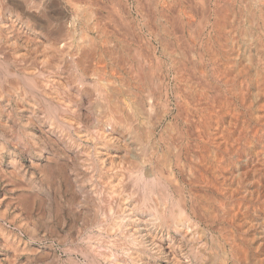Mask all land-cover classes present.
<instances>
[{"label": "rangeland", "instance_id": "374dc122", "mask_svg": "<svg viewBox=\"0 0 264 264\" xmlns=\"http://www.w3.org/2000/svg\"><path fill=\"white\" fill-rule=\"evenodd\" d=\"M0 48V76L1 78L4 76L2 82L8 84L10 78L17 79L20 86L25 89L24 98L19 97L20 101L17 103H22L21 105L26 107L30 96L33 95L37 103L40 102V106H44L42 109L43 107L41 108L38 103L34 105L32 113L28 114L24 107L17 110L20 105L15 106L16 101L11 98L4 99L8 104L4 101L6 104H3V108H5L0 111V264H132L131 258L136 259L137 255L140 258L134 264L138 262L142 264L143 260L148 261L149 264H164L166 260L168 264H178L166 259L160 253L153 252L155 248L152 242L148 241L149 237L147 240L146 232L143 238L148 249L145 252L133 248L131 244L127 245L126 237L121 239L123 235H120L121 232L117 229L115 231L114 220L110 218L109 207L113 211L114 203L106 207L105 203L103 205V202H99L96 198L98 194L95 196L92 194L94 188L97 191L101 190L99 194L106 191V187L108 188L106 181L109 177V173L100 168L98 170L93 165L94 142L78 140L72 128L66 127L64 133L57 128H47V122H43L46 118H39L50 113L56 121H60L58 113L61 111V114L66 112L75 123H78L77 128L85 127L84 132L89 131L90 136L95 132L92 137H95L99 131L117 132V135H123L120 136V141H114L113 146L110 147V151L119 153L122 160L119 162V159H115L113 166L125 164L124 167L130 169V163L128 164L122 156L125 154L127 161L140 160V163L144 164V173L152 174L154 169L148 159L151 158L150 154L153 150H156L154 164H157V168L161 167L164 176L170 177L169 173H171V178L165 180L166 177H162L164 179L162 182L167 183L169 179L171 181L173 179L174 184L181 185L184 191L182 195L188 200L187 208L191 205L189 192L193 193L191 196L196 202L194 204L195 209L197 208L196 215L203 214L205 217L203 220L202 215L201 218L199 216L191 218L196 224L195 228L197 227L193 242H199L205 256L204 259L195 261L188 252L191 244L183 239L180 241L182 247L180 246L177 251L184 263L264 264V0H0ZM17 51H19L17 61L10 60L8 55L18 54ZM73 61L76 62L73 64ZM29 65L34 67L32 71L36 69L37 71H33L32 80L30 78L26 81L25 73L22 72L28 69ZM11 72L13 75H10ZM33 79L38 82L42 80L41 82L45 84L44 91L51 96L54 94L59 98L71 96L70 99L77 104L75 113L71 114L68 110L67 112L63 105V109H60L55 97L49 100L39 90L31 87L30 83ZM86 88L87 93L84 90ZM94 88L98 92H92ZM80 91L86 93L84 94L86 97L81 95ZM87 94L92 95L89 97ZM87 100L90 103H87ZM113 103H115L114 108ZM209 103L214 105L211 106ZM180 104L183 106L181 112L186 114L187 119L181 118L184 116H181L183 114L178 110L182 107ZM194 106L197 107L193 109ZM105 112L114 113L113 115L118 112L114 117L119 116L118 119L122 121L117 119L114 123H127L129 127L126 126L125 129V124L122 123L108 126V116H106L108 114ZM200 113L205 116L209 114L207 117L203 116L206 118L204 119ZM28 116L33 119L29 120ZM199 116L200 119L203 118L202 122ZM25 120H29L28 123ZM112 127L115 129L112 130ZM127 127L136 135L127 130ZM57 130L59 133L56 132ZM65 132L68 139H66L67 135H62ZM57 133L59 136H55ZM190 135H194L195 138ZM170 138L174 139L173 142ZM220 138H224L225 141ZM73 142L72 146L69 145ZM149 142L155 145L151 146ZM203 144H207L208 147ZM75 146H78L76 147L78 151L75 150ZM140 146L151 149L148 148L146 154H140L138 151ZM82 147H86L87 152H84ZM178 148L179 155H177L179 152L175 153ZM161 149L164 152H159ZM171 149L174 151L171 152ZM163 156H166L165 160H161ZM143 157H146L145 160ZM205 161L207 164H212L207 165ZM167 162H170L169 166L166 165ZM190 164L192 165L189 166ZM13 169L16 171L13 172ZM148 170L151 172L149 173ZM177 170H180L181 174ZM125 172L124 176L127 177L124 178H128V173L131 175L134 173L131 169ZM2 173H6L8 178ZM84 177H87V180ZM185 177L189 181L186 182ZM125 180L127 179H124V182ZM128 184L123 188V191L127 192L125 194H128L129 190L134 192L136 187H140L134 193L135 197L137 193L139 194L137 198L140 197L141 184L134 185L133 188L131 182ZM216 187L222 188L225 192L224 198L218 195L214 189ZM189 188L196 190L188 191ZM227 188L230 189L228 192ZM85 189L87 191L84 192ZM217 198L218 200L221 198L220 201L229 198V201L225 200L223 201L225 204H221ZM237 203L240 209L238 211L235 208ZM103 206L104 214L101 213L100 208H104ZM188 211L191 213V209ZM145 212L147 211L141 215L151 223L152 219L149 218L151 216H146L148 213ZM101 216L104 217H102L104 221ZM99 218L102 221L97 222ZM150 223L147 228L159 232L164 237L168 233L174 234L173 231L167 232L165 228H158L155 224L152 225L153 222ZM235 226H238V229ZM114 235H116L115 239ZM117 238H120L121 242L125 240L122 245H126L129 252L124 250L126 248L121 247L122 245L118 244L119 247L116 244L115 247L110 244L118 240ZM213 249L216 251L214 252ZM125 251L126 254L129 253L127 256ZM183 255L185 257H182ZM113 258L120 262H114ZM161 260L163 263L160 262Z\"/></svg>", "mask_w": 264, "mask_h": 264}, {"label": "bare ground", "instance_id": "6f19581e", "mask_svg": "<svg viewBox=\"0 0 264 264\" xmlns=\"http://www.w3.org/2000/svg\"><path fill=\"white\" fill-rule=\"evenodd\" d=\"M27 3V2H26ZM37 3V2H36ZM32 4H33V2H32ZM35 6V5H34ZM31 7V6H30ZM28 10V9H27ZM27 14V13H26ZM5 22V21H4ZM3 23V22H2ZM6 23H8V22H6ZM6 23H4V24H6ZM10 23V22H9ZM11 24H12V22H11ZM13 25V24H12ZM58 26V25H57ZM11 28L13 29V27L11 26ZM10 28V29H11ZM3 29V28H2ZM6 30V29H5ZM17 30V29H16ZM19 30V29H18ZM17 30V31H18ZM13 31V30H12ZM58 31V30H57ZM64 31V30H63ZM63 34H61V36H62ZM221 35V34H220ZM8 40V39H7ZM11 41H12V39H10ZM62 40V39H61ZM60 40V41H61ZM11 41H10V43H11ZM9 42V41H8ZM13 42V41H12ZM66 44V43H65ZM7 46V45H6ZM11 46H13V47H15L14 45H11ZM65 46V45H64ZM10 47V46H9ZM11 48V47H10ZM66 48V47H65ZM1 49V48H0ZM55 49V48H54ZM19 50V49H18ZM2 51V50H1ZM19 51H17V53H18ZM21 52V51H20ZM59 52H60V50H59ZM62 52V51H61ZM14 53H16V52H14ZM23 53V52H22ZM55 53V52H54ZM11 54V53H10ZM60 54V53H59ZM6 55V54H5ZM12 55V54H11ZM11 55H8L9 57H10V60L11 59H14V60H16L17 61V56L19 55V53L18 54H14V55H12V58H11ZM23 55V54H22ZM3 56V55H2ZM54 56V55H53ZM214 56V55H213ZM216 56V55H215ZM171 57V56H170ZM26 58V57H25ZM173 58V57H172ZM202 58V57H201ZM213 58V57H212ZM20 59V58H19ZM67 59V58H66ZM13 60V61H14ZM54 60V59H53ZM45 61V60H44ZM56 61V60H55ZM156 61V60H155ZM23 62V61H22ZM74 62H76V61H73V64H74ZM60 63V62H59ZM144 63V62H143ZM173 63V62H172ZM20 64V63H19ZM23 64H24V62H23ZM52 65V64H51ZM55 65V64H54ZM171 65V64H170ZM59 66V65H58ZM75 66V65H74ZM25 67V66H24ZM29 67H33L32 65H29ZM28 67V69H25V70H23V68H22V70L24 71V72H22V73H25V80L27 81V80H30V78H31V80H32V78H33V71H32V69H34V67L33 68H29ZM56 67H57V64H56ZM157 67V66H156ZM169 67V66H168ZM26 68H27V66H26ZM62 69V68H61ZM63 70V69H62ZM65 70V69H64ZM173 70V69H172ZM177 70V69H176ZM35 71H37V69L35 70ZM34 71V72H35ZM42 72V71H41ZM7 73V72H6ZM12 73V72H11ZM68 73V72H67ZM73 74V73H72ZM80 74V73H79ZM178 74V73H177ZM1 75V74H0ZM7 75H9L8 73H7ZM10 75H13V73L12 74H10ZM16 76H17V74H15ZM40 75V74H39ZM49 75V74H48ZM58 75V74H57ZM38 76V75H37ZM41 76V75H40ZM44 76V75H43ZM7 77V76H6ZM13 77V76H12ZM49 77V76H48ZM57 77V76H56ZM72 77V76H71ZM4 78V76L1 78V76H0V111L2 110V109H4L3 108V104H6L5 102H7V101H5L4 99H6V100H10L11 98H14V100L16 101L15 102V106H17V104L19 103L18 101H20L19 100V97H21V98H24V96H23V94L25 93V89L23 88V87H21L20 86V82H19V80H15L14 78V80H11L12 78H10V81L8 82V80H7V82H8V84H6V83H4V82H2V79ZM9 78V77H8ZM47 78V77H46ZM160 78V77H159ZM51 79H53V78H51ZM55 79V78H54ZM78 79V78H77ZM157 79V78H156ZM175 79L177 80V78L175 77ZM5 80V79H4ZM36 80V79H35ZM34 79H33V82H31L30 83V86L31 87H34V89H36V90H39L41 93H42V95L44 96V97H46V98H49V100H50V98H52V99H54V97H55V99L57 100H55L56 101V103L60 106L59 108L60 109H63L62 108V105L65 107V109L64 110H68L69 112H71V114H73V113H75L74 111H75V109H76V105L77 104H75L71 99H70V97L69 98H59V96L57 97L54 93V96L52 95H50V94H48L47 92H45L44 91V87L45 86H43V85H45V84H43L41 81L42 80H39V82L38 81H35ZM38 80V79H37ZM57 80V79H56ZM69 80V79H68ZM53 81V80H52ZM75 81H77V80H75ZM80 81V80H79ZM82 81V80H81ZM80 81V82H81ZM30 81H28V83H29ZM44 82V81H43ZM54 82H55V80H54ZM88 82V81H87ZM178 82H180V81H178ZM33 83V84H32ZM45 83H46V80H45ZM48 83V82H47ZM77 84H79V83H77ZM82 84V83H81ZM95 84H96V82H95ZM95 84H94V86H95ZM177 84H179V83H177ZM185 84V83H184ZM48 85V84H47ZM55 85V84H54ZM63 85V84H62ZM61 86V85H60ZM82 86V85H81ZM99 86V85H98ZM98 86H97V88H98ZM178 86V85H177ZM176 86V87H177ZM184 86V85H183ZM182 86V87H183ZM25 87V86H24ZM64 87V86H63ZM91 87H93V85L91 86ZM46 88H47V86H46ZM79 88V87H78ZM84 88V87H83ZM82 88V89H83ZM189 88V87H188ZM67 89H69V88H67ZM73 89V88H72ZM80 89V88H79ZM159 89H160V87H159ZM191 89V88H190ZM49 90V89H48ZM81 90V89H80ZM84 90H86V93H87V88L86 89H84ZM99 90H100V88H99ZM47 91V90H46ZM54 91V90H53ZM70 91V90H69ZM89 91V90H88ZM96 91L98 92V90L97 89H95L94 88V90L92 91V92H94V93H96ZM177 91H178V89H177ZM182 91V90H181ZM85 92V91H84ZM90 92H91V90H90ZM77 93V92H76ZM80 93H81V95L83 94V96H84V94H86V93H82V91H80ZM93 93V94H94ZM147 93V92H146ZM189 93H191V92H189ZM28 94V93H27ZM33 94V93H32ZM60 94V93H59ZM66 94H67V92H66ZM88 94H89V92H88ZM87 94V95H88ZM150 94V93H149ZM217 94H218V92H217ZM35 95V94H34ZM77 95V94H76ZM90 95H92V94H90ZM90 95H88L89 97H91ZM165 95H166V93H165ZM184 95V94H183ZM190 95H192V94H190ZM200 95V94H199ZM29 96V95H28ZM64 96V95H63ZM215 96V95H214ZM84 97H86V96H84ZM89 97H88V99H89ZM95 97V96H94ZM149 97V96H148ZM79 98V97H78ZM82 98V97H81ZM104 98V97H103ZM220 98V97H219ZM218 98V99H219ZM87 99V98H86ZM94 99V98H93ZM149 99V98H148ZM204 99V98H203ZM214 99V98H213ZM22 100V99H21ZM25 100H27V98H25ZM44 100V99H43ZM95 100V99H94ZM188 100V99H187ZM187 100H185V101H187ZM199 101L201 100V99H198ZM5 101V102H4ZM28 101V100H27ZM30 101V102H29ZM29 101H28V106H26V107H24V105L22 106L21 104H18V105H20L19 107H17V110H21V108L22 107H24V108H26V111L28 112V114H29V112H31L32 113V109H34V107L36 106V105H38V103H39V106H40V102H38L37 103V99H35V96H33V95H31L30 96V99H29ZM88 101V100H87ZM98 102H99V100H97ZM97 101H96V103H97ZM101 101V100H100ZM191 101V100H190ZM208 101V100H207ZM211 101V100H210ZM213 102H214V100H212ZM211 101V102H212ZM217 101V100H216ZM215 101V102H216ZM4 102V103H3ZM13 102V101H12ZM18 102V103H17ZM24 102V101H23ZM86 102V101H85ZM55 103V104H56ZM87 103H90V101H88ZM107 103V102H106ZM7 104H8V102H7ZM92 104V103H91ZM90 104V105H91ZM108 104V103H107ZM114 104L115 103H113V108H114ZM178 104V103H177ZM185 104H187L188 105V103H185ZM190 104V103H189ZM195 104V103H194ZM201 104V103H200ZM210 104V103H209ZM221 104V103H220ZM35 105V106H34ZM52 105V104H51ZM181 105V104H180ZM199 105V104H198ZM197 105V106H198ZM202 105V104H201ZM211 106H213L214 104L212 103V104H210ZM78 106H79V102H78ZM89 106V105H88ZM94 106H96V105H94ZM93 106V107H94ZM182 106V105H181ZM185 106V105H184ZM197 106H194V107H192L193 109L195 108V107H197ZM204 106H205V104H204ZM204 106H202V107H204ZM208 106V105H207ZM38 107V106H37ZM42 109H44V106H40ZM46 107V106H45ZM56 107V106H55ZM87 107V106H86ZM90 107V106H89ZM110 107H111V105H110ZM201 107V108H202ZM209 107V106H208ZM16 108V107H15ZM19 108V109H18ZM58 108V109H59ZM78 109H80V107H77ZM91 108V107H90ZM95 108H97V107H95ZM113 108H112V110H113ZM182 108H183V106L182 107H180L178 110H180V112H181V110H182ZM56 109V108H55ZM59 109V110H60ZM77 109V110H78ZM87 109H89V108H87ZM102 109V108H101ZM104 109V108H103ZM109 109V108H108ZM122 109V108H121ZM189 109V108H188ZM198 109V108H197ZM6 110V109H5ZM5 110H4V112H5ZM37 110V109H36ZM39 110H41V109H39ZM45 110H46V108H45ZM85 110H86V108H85ZM184 110V109H183ZM186 110H187V108H186ZM201 110V109H200ZM3 111V110H2ZM25 111V110H24ZM67 111V112H68ZM103 111V110H102ZM105 111V110H104ZM168 111V110H167ZM210 111V110H209ZM7 112V111H6ZM41 112V111H40ZM51 112V111H50ZM59 112V111H58ZM73 112V113H72ZM90 112H91V110H90ZM108 112V111H107ZM107 112H105V114L107 113ZM130 112H132V111H130ZM199 112V111H198ZM204 112V111H203ZM203 112H201V113H203ZM1 113V112H0ZM52 113V112H51ZM60 113V112H59ZM59 113H58V118H59V120L60 121H56L55 120V118L49 113H46L47 114V116H39V118L40 117H43V119L44 118H46V120H44L43 121V119H41L43 122H47V128H57V129H60L63 133H64V129L67 127V129H69V128H72V131H74V133H75V135H76V138H78V140H91L92 142H94V147L92 146V148H94V157H95V162H94V160L92 161V162H94V167L95 168H98V170H99V168L101 169V170H104V171H106L107 173H109V177L106 175V178L108 177V181H106L107 182V185H108V188L106 187V191H104V192H102V194H99V193H101L100 191L101 190H95L96 188H94V187H92V188H94V189H92V190H94L93 192H92V190H91V192H92V194L95 196V195H99V196H97L96 198L98 199V201L100 202H103V205H104V203H105V205L104 206H106V205H110V204H112V203H114V207H113V211H111V208L109 207V210H110V213H111V216H110V218H112V220H114L113 221V223H114V226L116 227L115 228V231H116V229L118 230V231H120L121 233H119L120 235H123L122 237H121V239L122 238H124L125 239V237L128 239V242H127V245H130L131 244V246H133V248H136V249H138V250H140V251H143V252H145L148 248L146 247V244H145V242H146V240H144V238H143V236H144V232H146L145 234H146V236H147V240H148V237H149V242L151 241L152 242V245H153V247L156 249H154L153 250V252H155V253H157V254H162V255H164L165 256V258L166 259H169V260H172V262L174 261L175 263H178V264H186V263H184V261H182V259H181V257H180V255L178 254V251L177 250H179L180 249V246H181V240H183V239H186L185 241H188L191 245H190V247H189V249H188V252L190 253V255L193 257V259H195V261L196 260H198V259H204L203 258V256H205L203 253H204V251H201V247H200V244H199V242H193L194 241V234L196 233L195 231H196V229H197V227L195 228V222L194 221H192V217L193 218H198V216L196 215V209H195V207H194V204H196V202L194 201L195 199H193V196H191V195H193V193L192 192H189V195H190V198H189V202L191 203V205H190V207H188L187 208V206H188V200L182 195V194H184L183 192V189H182V187H181V185H177V184H174L172 181H173V179H172V181H171V179H169V181H167V183L166 182H162V181H164V179L162 178V177H166V176H164L163 175V173L161 172V167H159V168H157V164H154V162L156 163V158H155V152H156V150H153V153L152 154H150L151 153V151H147V152H150L149 154L151 155V158L150 159H146V161H148L150 164H151V166H153V168L152 169H154V171H153V173L152 174H148L147 172V174L148 175H146L145 173H144V168H143V165L140 163L141 161L139 160V162L138 161H135V160H131V159H129L128 161H127V159H126V155L125 154H123L122 156H124V160L126 161V162H128V164H129V166L131 165V167H130V169H131V171H133L134 173L131 175V174H127V175H129L128 176V178H124V177H127V176H124V174L126 173L125 171H130V169H129V167L127 168L126 166L124 167V165H118V166H113V163H114V161H116L115 159H119V162H121L122 160H121V156L119 155V153H117V152H111L110 151V147H111V145L113 146V142L114 141H120L121 140V137L120 136H123V135H121V134H118L119 135V137H118V135L116 134V133H113V132H109V133H106L105 131L103 132V131H99V129L101 128H99L97 131H99V133L98 134H96L95 135V137H92L94 134H95V132H92V134H91V136L89 135V131H88V133L87 132H84V129H85V127H84V129H79V128H81V127H79V128H77L79 125H78V123H75L74 121H73V118L70 116V115H68L66 112L65 113H63V114H61L62 113V111H61V113H60V115H59ZM85 113H89V112H85ZM113 113V112H112ZM118 113V112H117ZM117 113H115V115L117 114ZM185 113V112H184ZM200 113V114H201ZM26 114V113H25ZM36 114V113H35ZM34 114V115H35ZM41 114H43V113H41ZM45 114V115H46ZM97 114V113H96ZM108 114V113H107ZM114 114V113H113ZM113 114H111L110 112H109V114L108 115H106V116H108V120L106 119V117H105V119L107 120V123L109 124L108 126H112V124H116V123H114L115 122V120L117 121V119H118V117L119 116H117L116 118L114 117L115 115H113ZM131 114V113H130ZM181 114H183L182 112H181ZM199 114V115H200ZM207 114H209V113H207ZM207 114H206V116L205 115H203V114H201L202 115V117L203 116H205V117H207ZM24 115V114H23ZM38 115V114H37ZM75 115V114H74ZM112 115H113V117H112ZM118 115V114H117ZM132 115V114H131ZM178 115V114H177ZM188 115H189V113H188ZM78 116V115H77ZM80 116V115H79ZM94 116H95V114H94ZM181 116H184V117H181V118H183V119H187V117L185 118V116H186V114H183V115H181ZM192 116V115H191ZM190 116V117H191ZM122 117V116H121ZM200 117L201 116H199V119H200ZM205 117H203L204 119H206ZM30 118H32V117H30ZM29 118V116H28V119L29 120H32V119H30ZM92 118V117H91ZM115 118V119H114ZM125 118V117H124ZM133 118V117H132ZM203 118H201L200 120H201V122L203 121ZM213 118V117H212ZM26 119V118H25ZM36 119V118H35ZM93 119V118H92ZM102 119V118H101ZM134 119V118H133ZM175 119V118H174ZM193 119V118H192ZM208 119V118H207ZM29 120H25L27 123H28V121ZM119 121L121 120V119H118ZM123 120H125V119H123ZM130 120V119H129ZM132 120V119H131ZM189 120V119H188ZM25 121H23V122H25ZM37 122H38V120H36ZM105 121V120H104ZM122 121V120H121ZM158 121V120H157ZM190 121V120H189ZM25 122V123H26ZM34 122H35V120H34ZM57 122H61L60 124L59 123H57ZM183 122H185V121H183ZM80 123V122H79ZM106 123V122H105ZM107 123H106V125L105 126H107ZM119 123H122V122H119ZM119 123H117V124H119ZM133 123V122H132ZM131 123V124H132ZM150 123V122H149ZM174 123V122H173ZM194 123V122H193ZM39 124H41L40 122H39ZM43 124V123H42ZM46 124V123H45ZM77 126H76V125ZM122 124H125V129H126V126H128L129 127V125H127V123H122ZM122 124H120V125H122ZM130 124V123H129ZM130 124V125H131ZM153 124V123H152ZM175 124V123H174ZM190 124V123H189ZM206 124V123H205ZM209 124V123H208ZM215 124V123H214ZM221 124V123H220ZM29 125V124H28ZM31 125H32V123H31ZM119 125V126H120ZM192 125V124H191ZM194 125V124H193ZM198 125V124H197ZM209 125H212L211 123L209 124ZM43 126V125H42ZM81 126V125H80ZM146 126H147V124H146ZM203 126H205V125H203ZM222 126V125H221ZM115 127V126H114ZM117 127V126H116ZM122 127H124V126H122ZM128 127H127V130H129L128 129ZM132 127V126H131ZM130 127V128H131ZM151 127V126H150ZM193 127H195V126H193ZM197 127V126H196ZM195 127V128H196ZM218 127H220V126H218ZM41 128V127H40ZM43 128H44V126H43ZM46 128V129H47ZM106 128V127H105ZM110 128V127H109ZM120 128V127H119ZM118 128V129H119ZM176 128V127H175ZM216 128V127H215ZM102 129V128H101ZM108 129V128H107ZM106 129V130H107ZM112 130H114L115 128H111ZM110 129V130H111ZM124 129V128H123ZM151 129V128H150ZM180 129V128H179ZM191 129V128H190ZM198 129V128H197ZM217 129V128H216ZM221 129V128H220ZM223 129V128H222ZM45 130V129H44ZM52 131L54 130V129H51ZM83 130V131H82ZM105 130V129H104ZM111 130V131H112ZM120 130V129H119ZM133 130H135L134 128H133ZM164 130V129H163ZM177 130V129H176ZM183 130V129H182ZM195 130V129H194ZM46 131V130H45ZM49 131H50V129H49ZM85 131H87V130H85ZM117 131V130H116ZM120 131H122V129L120 130ZM129 131H131V130H129ZM129 131L127 132V133H129ZM148 131H151V130H148ZM188 131V130H187ZM212 131V130H211ZM54 132H55V130H54ZM54 132H52V133H54ZM56 132H58V130L56 131ZM66 132H67V130H66ZM65 132V134H62V135H67V133ZM107 132H108V130H107ZM125 131H123V133H124ZM133 134H134V136L136 135L135 134V132H133V131H131ZM185 132H186V130H185ZM214 132V131H213ZM51 133V134H52ZM59 133V132H58ZM58 133L57 134H55V136L56 135H58ZM119 133V132H118ZM156 133V132H155ZM165 133V132H164ZM223 133V132H222ZM140 134V133H139ZM150 134V133H149ZM148 134V135H149ZM170 134H172V133H170ZM184 134V133H183ZM192 134V133H191ZM209 134V133H208ZM208 134H206V135H208ZM221 134V133H220ZM223 134H225V133H223ZM10 135V134H9ZM132 135V134H131ZM130 135V136H131ZM151 135V134H150ZM173 135H176V134H173ZM186 135V134H185ZM211 135H212V133H211ZM210 135V136H211ZM59 136V135H58ZM60 136H61V134H60ZM64 136V137H65ZM177 136V135H176ZM175 136V137H176ZM181 136V135H180ZM179 136V137H180ZM190 136H193L194 137V135H190ZM196 136H197V134H196ZM215 136V135H214ZM218 136V135H217ZM223 136V135H222ZM221 136V137H222ZM227 136V135H226ZM133 137V136H132ZM149 137V136H148ZM147 137V138H148ZM189 137V136H188ZM207 137V136H206ZM58 138V137H57ZM69 137H68V135H67V138L66 139H68ZM124 138V137H123ZM146 138V139H147ZM158 138V137H157ZM169 138V137H168ZM184 139H185V137H183ZM195 138V137H194ZM212 138V137H211ZM217 138H219V137H217ZM127 139V138H126ZM133 139V138H132ZM143 139H144V137H143ZM149 139V138H148ZM171 139V141L172 140H174L173 138H170ZM179 139V138H178ZM181 139V138H180ZM221 139V138H220ZM222 139H224V138H222ZM221 139V140H222ZM226 139H228V138H226ZM33 140V139H32ZM59 140H60V138H59ZM64 140V139H63ZM62 140V141H63ZM71 140V139H70ZM70 140H67V141H69L70 142ZM72 140H73V138H72ZM137 140V139H136ZM160 140V139H159ZM210 140V139H209ZM221 140H219V141H221ZM61 141V142H62ZM147 141V140H146ZM152 141H157V140H152ZM183 141H185V140H183ZM188 141V140H187ZM207 140H205V142H206ZM214 141V140H213ZM218 141V140H217ZM224 141H225V139H224ZM68 142V143H69ZM77 142V141H76ZM75 142V143H76ZM79 142V141H78ZM138 142V141H137ZM143 142L145 143V139L143 140ZM143 142H142V145H143ZM162 142V141H161ZM173 142V141H172ZM208 142V141H207ZM211 141H209V143H210ZM34 143V142H33ZM67 143V142H66ZM91 143V142H90ZM123 142L121 141V144H122ZM141 143V142H140ZM148 143V142H147ZM147 143L145 144V145H147ZM151 142H149V144H150ZM170 143V142H169ZM175 143V142H174ZM214 143V142H213ZM212 143V144H213ZM37 144V143H36ZM74 144V142L72 143V144H69V145H73ZM76 144H78V143H76ZM75 144V145H76ZM134 144H136V141H135V143ZM185 144V143H184ZM188 144V143H187ZM186 144V145H187ZM199 144V143H198ZM216 144V143H215ZM225 144V143H224ZM68 145V146H69ZM92 145V144H91ZM124 145V144H123ZM138 145H139V143H138ZM141 145V144H140ZM144 145V146H145ZM151 145V144H150ZM149 145V146H150ZM152 145H155L154 143L152 144ZM151 145V146H152ZM157 145H159V144H157ZM164 145V144H163ZM183 145V144H182ZM203 145H205V144H203ZM214 145V144H213ZM221 145H223V144H221ZM67 146V145H66ZM65 146V147H66ZM71 146H69L70 148H71ZM79 146V145H78ZM78 146H75V150L76 151H78V149L76 148V147H78ZM83 146V145H82ZM122 146V145H121ZM124 146H126V145H124ZM124 146H123V148H124ZM128 146V145H127ZM150 146V147H151ZM205 146H207V144L205 145ZM218 146H220L219 145V143H218ZM217 146V147H218ZM225 146V145H224ZM28 146H25V148H27ZM136 147H137V145H136ZM150 147H148L149 149H151ZM158 147V146H157ZM164 147V146H163ZM166 147H168V146H166ZM172 147V146H171ZM170 147V148H171ZM201 147H202V145H201ZM208 147V146H207ZM207 147H204L205 149L207 148ZM211 147H213V146H211ZM223 147V146H222ZM86 148V147H85ZM85 148H81V149H84L85 150ZM89 148V147H88ZM148 148H145V147H143V146H140V148H139V152H140V154H146V150L148 149ZM159 148V147H158ZM165 148V147H164ZM175 148V147H174ZM173 148V149H174ZM177 148V147H176ZM181 148H182V146H181ZM197 148H200V147H197ZM224 148V147H223ZM226 148V147H225ZM80 149V148H79ZM80 149V150H81ZM133 149V148H132ZM135 149V148H134ZM155 149V148H154ZM190 149V148H189ZM196 149V148H195ZM215 149V148H214ZM38 150H39V148H38ZM70 150V149H69ZM72 150V149H71ZM83 150V151H84ZM113 150V149H112ZM118 150V149H117ZM130 150V149H129ZM169 150V149H168ZM185 150V149H184ZM200 150V149H199ZM198 150V151H199ZM221 150V149H220ZM29 151V150H28ZM36 151V150H35ZM73 151V150H72ZM122 151V150H121ZM127 151V150H126ZM125 151V152H126ZM135 151H137L136 149H135ZM155 151V152H154ZM162 151V149L159 151V152H161ZM171 152L172 151H174V150H170ZM219 151V150H218ZM217 151V152H218ZM34 152V151H33ZM40 151H38V153H39ZM80 152V151H79ZM84 152H87L86 150L84 151ZM91 152V151H90ZM124 152V153H125ZM162 152H164V151H162ZM166 152V151H165ZM169 152V151H168ZM179 152V148H178V150H177V152H175V153H178ZM182 152V151H181ZM195 152V151H194ZM196 152H197V150H196ZM212 152V151H211ZM215 153H216V149H215V151H214ZM221 152H222V150H221ZM24 153V152H23ZM75 153V152H74ZM133 153H135V152H133ZM174 153V154H175ZM183 153V152H182ZM214 153V154H215ZM223 153V152H222ZM80 154H81V152H80ZM169 154V153H168ZM180 154V152L177 154V155H179ZM213 154V153H212ZM218 154V153H217ZM226 154V153H225ZM225 154H223V155H225ZM128 155V154H127ZM137 156H138V154H136ZM149 155V156H150ZM158 155V154H157ZM161 155H164V154H162L161 153ZM160 155V156H161ZM166 155V154H165ZM172 155V154H171ZM170 155V156H171ZM182 155V154H181ZM190 155V154H189ZM196 155H197V157H198V154L196 153ZM196 155H195V157H196ZM204 155V154H203ZM210 155H211V153H210ZM131 156V155H130ZM142 156H145V155H142ZM186 156V155H185ZM188 156V155H187ZM222 156V155H221ZM139 157H141V156H139ZM164 157H165V159H166V156H163V158L161 159V160H163L164 159ZM168 157V156H167ZM189 157V156H188ZM191 157V156H190ZM196 157V158H197ZM207 157V156H206ZM214 157V156H213ZM218 157H219V155H218ZM218 157H216V158H218ZM130 158H132V157H130ZM144 158V160H145V158L146 157H143ZM169 158V157H168ZM173 158H176V159H178L177 157H175V156H173ZM208 158V157H207ZM206 158V159H207ZM219 158H221V157H219ZM218 158V159H219ZM80 159V158H79ZM82 159L83 158H81V161H82ZM88 159V158H87ZM159 159V158H158ZM159 159V160H160ZM164 159V160H165ZM185 159H187L186 157H185ZM185 159H184V161H185ZM190 160H191V158H189ZM202 159L204 160V157H202ZM209 159V158H208ZM222 159H223V157H222ZM28 160V159H27ZM142 160V159H141ZM168 160V159H167ZM179 160V159H178ZM189 160V161H190ZM200 160V159H199ZM211 160V159H210ZM225 160V159H224ZM32 161V160H31ZM80 161V160H79ZM78 161V162H79ZM80 161V162H81ZM85 161H88V160H86L85 159ZM89 161H91V160H89ZM158 161V160H157ZM188 161V160H187ZM208 161V160H207ZM212 161V160H211ZM12 162V161H11ZM16 162V161H15ZM14 162V163H15ZM20 162V161H19ZM77 162V163H78ZM79 162V163H80ZM125 162V163H126ZM144 162V161H143ZM175 162V161H174ZM173 162V163H174ZM179 162V161H178ZM202 162V161H201ZM206 162V161H205ZM209 162V161H208ZM216 162V161H215ZM220 162V161H219ZM10 163V162H9ZM8 163V164H9ZM36 163V162H35ZM83 163V162H82ZM118 163V162H117ZM148 163V164H149ZM158 163H159V161H158ZM166 163V162H165ZM164 163V164H165ZM170 162H167V164L166 165H168ZM172 163V162H171ZM181 163V162H180ZM223 163V162H222ZM11 164V163H10ZM16 164V163H15ZM15 164H13V166L15 165ZM116 164V163H115ZM182 164V163H181ZM206 164H207V162H206ZM210 163H208L207 165H209ZM212 164V163H211ZM210 164V165H211ZM220 164V163H219ZM224 164V163H223ZM76 165V164H75ZM82 165V164H81ZM166 165H164V166H166ZM180 164H178V166H179ZM192 164H190L189 166H191ZM196 165V164H195ZM199 165V164H198ZM205 165V164H204ZM213 165H214V167H216L215 166V164L213 163ZM212 165V166H213ZM22 166V165H21ZM79 166H80V164H79ZM85 166H87V165H85ZM85 166H82V167H85ZM89 166H91V165H89ZM164 166L162 167V168H164ZM169 166V165H168ZM171 166V165H170ZM188 166V165H187ZM0 167H1V165H0ZM20 167V164H19V166H18V168ZM25 167V166H24ZM91 167H93V166H91ZM90 167V168H91ZM149 167V168H150ZM167 167V166H166ZM172 167V166H171ZM182 167V166H181ZM207 167V166H206ZM222 167H223V165H222ZM10 168H12V167H10ZM17 168V167H16ZM77 168V167H76ZM87 168V167H86ZM85 168V169H86ZM94 168V169H95ZM175 169H176V167H174ZM179 168V167H178ZM194 168H196V166L194 167ZM203 168V167H202ZM208 168V167H207ZM213 168V167H212ZM211 168V169H212ZM225 168V167H224ZM5 169V168H4ZM170 169V168H169ZM172 169V168H171ZM14 170L15 169H13V172H14ZM22 170L24 171V169L22 168ZM22 170H19V171H21L22 172ZM27 170V169H26ZM144 170V171H143ZM180 170H181V168H180ZM180 170H177V171H179L180 172ZM183 170V169H182ZM194 170V169H193ZM196 170V169H195ZM198 170V169H197ZM209 170V169H208ZM16 171V170H15ZM30 171V170H29ZM96 171V170H95ZM149 171V170H148ZM170 171V170H169ZM203 171V170H202ZM2 172V171H1ZM18 172V171H17ZM21 172H20V174H21ZM98 172V171H97ZM100 172H102V171H100ZM151 171H149V173H150ZM175 172V171H174ZM194 172V171H193ZM196 172V171H195ZM200 171H198V173H199ZM28 173V172H27ZM131 173V172H130ZM178 173V172H177ZM183 173V172H182ZM197 173V174H198ZM205 173V172H204ZM215 173V172H214ZM2 174H4V176L5 177H7V175H6V173H2ZM9 174L11 175V173L9 172ZM15 174V173H14ZM29 174V173H28ZM103 174V173H102ZM170 174V177H169V175H168V177H166L165 178V180L167 179V178H171V173H169ZM180 174H181V172H180ZM184 174V173H183ZM193 174V173H192ZM202 174V173H201ZM31 175V174H30ZM88 175V174H87ZM90 175V174H89ZM205 175H206V173H205ZM204 175V176H205ZM213 175H215V174H213ZM220 175V174H219ZM12 176V175H11ZM20 176V175H19ZM99 176H100V174H99ZM99 176H98V178H99ZM193 176H196V175H194L193 174ZM217 176H218V174H217ZM223 176V175H222ZM221 176V177H222ZM17 177H18V175H17ZM20 177H22V175L20 176ZM29 177V176H28ZM31 177V176H30ZM100 177H102V175L100 176ZM192 177V176H191ZM197 177V176H196ZM199 177V176H198ZM202 177H203V175H202ZM206 177V176H205ZM209 177V176H208ZM8 178V177H7ZM84 178H86V180H87V177H84ZM127 179V180H125L126 182H124V179ZM186 178V177H185ZM185 178H183L184 180H185ZM201 178V177H200ZM214 178V177H213ZM223 178V177H222ZM4 179V178H3ZM20 179H22V178H20ZM25 179V178H24ZM179 179H181V177H179ZM188 178H186V182L187 181H189V179L187 180ZM206 179V178H205ZM217 179V178H216ZM225 179V178H224ZM84 180V179H83ZM90 180V179H89ZM105 180V179H104ZM107 180V179H106ZM175 180V179H174ZM192 180V179H191ZM190 180V181H191ZM194 180V179H193ZM192 180V181H193ZM211 180V179H210ZM210 180L208 181V182H210ZM12 181V180H11ZM180 181V180H179ZM182 181V180H181ZM195 182H196V180H194ZM193 181V182H194ZM205 181V180H204ZM213 181V180H212ZM211 181V182H212ZM28 182V181H27ZM85 182V181H84ZM89 182V181H88ZM105 182V181H104ZM129 182H131L132 184H131V188H133L132 186H136L137 184H141V189H140V191L142 190V192H141V194H140V197H138L137 198V196L139 195L137 192V196L135 197L134 196V193H135V190L137 189V191H138V189L140 188H137L136 187V189H134V192L131 190H129L128 191V189H131V188H129L128 187V189H127V191H128V194H125V192L123 191V188L129 183ZM174 182H176V181H174ZM197 182H198V180H197ZM199 182H201V181H199ZM206 182V181H205ZM207 182V183H208ZM213 182H215V181H213ZM225 182V181H224ZM92 183H94V182H92ZM127 183V184H126ZM164 183H166V184H164ZM177 183V182H176ZM181 183V182H180ZM184 183V182H183ZM192 183V182H191ZM203 183V182H202ZM226 183V182H225ZM10 184H11V182H10ZM126 184V185H125ZM161 184H163V185H161ZM185 184V183H184ZM206 184V183H205ZM211 184V183H210ZM210 184H208V186L210 185ZM214 184V183H213ZM212 184V185H213ZM8 185H9V183H8ZM24 185H25V183H24ZM129 185V184H128ZM195 185V184H194ZM214 185H217V184H214ZM226 185V184H225ZM84 186V185H83ZM92 186V185H91ZM130 186V185H129ZM157 186V187H156ZM190 186V185H189ZM193 186V185H192ZM196 186V185H195ZM201 186V185H200ZM202 186H204V185H202ZM207 186V185H206ZM218 186V185H217ZM224 186V185H223ZM22 187V186H21ZM97 187V186H96ZM127 187V186H126ZM185 187V186H184ZM183 187V188H184ZM188 187V186H187ZM191 187V186H190ZM194 187V186H193ZM231 187V186H230ZM12 188V187H11ZM88 188H90V187H88ZM101 188V187H100ZM186 188V187H185ZM199 188V187H198ZM212 188V187H211ZM191 188H189V190L188 191H191V190H193V189H195L196 190V188H192L191 190H190ZM208 189V188H207ZM215 190H216V192H218V195H220L222 198H224L225 197V192L222 190V188H220V187H216V188H214ZM224 189V188H223ZM226 189V188H225ZM224 189V190H225ZM228 190H226L227 192L230 190L229 188H227ZM5 190V189H4ZM156 190V191H155ZM201 191H202V189H200ZM200 190H197V191H199L200 192ZM234 190H236L235 188H234ZM85 191H87L86 189L84 190V192ZM90 191V190H89ZM139 191V192H140ZM203 192V191H202ZM211 192V191H210ZM226 192V193H227ZM231 192V191H230ZM90 193V192H89ZM88 193V194H89ZM127 193V192H126ZM185 193H187V192H185ZM195 193V192H194ZM197 193V192H196ZM232 193V192H231ZM82 194V193H81ZM84 194V193H83ZM88 194H86V195H88ZM200 194V193H199ZM202 194V193H201ZM234 194V193H233ZM237 194V193H236ZM101 195H102V197H101ZM127 195V196H126ZM155 195H156V197H155ZM189 195H188V197H189ZM197 195H198V193H197ZM231 195V194H230ZM93 196V197H94ZM236 196V195H235ZM238 196V195H237ZM5 197V196H4ZM88 197H90V196H88ZM206 197V196H205ZM216 197V196H215ZM218 197V196H217ZM239 197V196H238ZM196 198V197H195ZM214 199V198H213ZM221 199V198H220ZM220 199L218 200V198H217V200L221 203V204H225V202H223V201H225V200H222V201H220ZM229 199V198H228ZM227 199V200H228ZM234 199V198H233ZM237 199H239V198H237ZM241 199V198H240ZM82 200V199H81ZM90 200H91V197H90ZM94 200V199H93ZM226 200V201H227ZM79 201V200H78ZM87 201V200H86ZM229 201V200H228ZM227 201V202H228ZM95 202H96V200H95ZM98 202V203H99ZM195 202V203H194ZM200 201H198V203H199ZM234 202V201H233ZM97 203V204H98ZM201 203V202H200ZM219 203V204H220ZM86 204H87V202H86ZM101 204V203H100ZM241 204V203H240ZM88 205V204H87ZM95 205V204H94ZM216 205H217V203H216ZM229 205V204H228ZM230 205H231V203H230ZM229 205V206H230ZM81 206H82V204H81ZM103 206V207H104ZM198 206V205H197ZM205 206V205H204ZM218 206V205H217ZM227 206V205H226ZM83 207V206H82ZM81 207V208H82ZM95 207H97V206H95ZM107 207V206H106ZM223 207V206H222ZM101 208V210L102 209H105V207L104 208H102V207H100ZM232 208V207H231ZM235 208L237 209V211H238V209H239V204L237 203L236 205H235ZM32 209V208H31ZM85 209V208H84ZM92 209H94V207L92 208ZM188 209H191V213L193 214V215H191V213L188 211ZM201 209V208H200ZM224 209H226V208H224ZM227 209H229V208H227ZM80 210V209H79ZM99 210V209H98ZM100 210V211H101ZM108 210V209H107ZM231 210V209H230ZM240 210V209H239ZM81 211H83V210H81ZM88 211V210H87ZM105 211V210H104ZM144 211H147V212H145V213H148L146 216H151V217H149L150 219H152V225L153 224H155L156 225V227H158V228H165L166 230H167V232H170V231H173L174 232V234L173 235H171V234H166V237H164L162 234H160L159 232V234L155 231V230H150V229H148L147 227H148V225H149V221H147V218L145 219L141 214H143V212ZM84 212V211H83ZM92 212V211H91ZM106 212H108V211H106ZM105 212V213H106ZM221 212V211H220ZM231 212H232V210H231ZM235 212V211H234ZM233 212V213H234ZM85 213V212H84ZM88 213H90V212H88ZM93 213H95L94 211H93ZM101 213H103L104 214V212H103V210L101 211ZM198 213L200 214V212L198 211ZM92 214V213H91ZM99 215V214H98ZM201 215H202V218H201ZM199 217L203 220V217H204V215L203 214H201ZM210 215V214H209ZM208 215V216H209ZM231 215V214H230ZM240 215V214H239ZM107 216V215H106ZM236 216V215H235ZM93 217H96V215H93ZM103 216H101V219H103L102 218ZM223 217H221V219H222ZM100 219V218H99ZM98 220L97 222H99V221H102V220ZM109 219V218H108ZM204 219H205V217H204ZM231 219H232V216H231ZM91 220V219H90ZM149 220V219H148ZM224 220H225V218H224ZM233 220H235V219H233ZM93 221H95V220H93ZM103 221H104V219H103ZM109 221V220H108ZM151 221V220H150ZM197 221V220H196ZM222 221V220H221ZM228 221V220H227ZM238 221V220H237ZM92 222V221H91ZM211 222V221H210ZM101 223V222H100ZM109 223V222H108ZM150 223V224H151ZM213 223V222H212ZM231 223V222H230ZM237 223V222H236ZM206 224V223H205ZM105 225H107V224H105ZM151 225V226H152ZM204 225V224H203ZM229 225V224H228ZM233 226H234V224H232ZM239 225H240V223H239ZM111 226V225H110ZM113 226V227H114ZM198 226V225H197ZM224 226V225H223ZM106 227V226H105ZM155 227V228H156ZM228 227V226H227ZM237 229H238V226H235ZM108 228H110V227H108ZM233 228V227H232ZM105 229V228H104ZM111 230H112V228H110ZM199 229V228H198ZM161 230V229H160ZM109 231V230H108ZM113 231V230H112ZM110 232V231H109ZM108 232V233H109ZM218 232V231H217ZM221 232V231H220ZM172 233V232H171ZM200 234H201V232H199ZM206 233V232H205ZM229 233V232H228ZM231 233H232V231H231ZM98 234V233H97ZM114 234V233H113ZM117 234V233H116ZM118 234V235H119ZM222 234V233H221ZM225 234V233H224ZM234 234V233H233ZM95 235V234H94ZM101 235V234H100ZM165 235V234H164ZM197 235H199V234H197ZM202 235V234H201ZM206 235V234H205ZM236 235V234H235ZM239 235V234H238ZM208 236V235H207ZM225 236H227V235H224V237ZM113 237V236H112ZM115 237H116V235H114V239H115ZM200 237V236H199ZM228 237H230V236H228ZM4 238V237H3ZM108 238V237H107ZM112 238V239H113ZM118 240H115L113 243L112 242H110V244L112 245L113 244V246L115 245V247L119 244L120 246L122 245V243L125 241L124 239H123V242H121L120 241V238H117ZM228 239V238H227ZM235 239H236V237H235ZM6 240V239H5ZM232 240H233V238H232ZM3 241V240H2ZM109 241V240H108ZM198 241H199V239H198ZM213 241V240H212ZM237 241V240H236ZM239 241V240H238ZM18 242V241H17ZM121 242V243H120ZM148 242V243H149ZM150 242V243H151ZM187 242V243H188ZM232 241H231V239H230V243H231ZM5 243H6V241H5ZM129 243V244H128ZM202 243H203V241H202ZM204 243H205V241H204ZM109 244V245H110ZM117 244V245H116ZM124 244V243H123ZM213 244V243H212ZM228 244H229V242H228ZM227 244V245H228ZM89 245V244H88ZM118 245V246H119ZM203 245V244H202ZM237 245V244H236ZM78 246V245H77ZM90 246V245H89ZM92 246V245H91ZM112 246V247H113ZM119 246V247H120ZM126 246V245H125ZM125 246H121V247H125ZM204 246H205V244H204ZM235 246V245H234ZM10 247V246H9ZM17 247H18V245H17ZM101 247V246H100ZM127 247V246H126ZM125 247V248H126ZM128 247H130V246H128ZM182 247V246H181ZM185 247V246H184ZM186 247H188V246H186ZM208 247V246H207ZM228 247H230V246H228ZM132 248V247H131ZM151 248V247H150ZM203 248V247H202ZM231 248V247H230ZM234 248V247H233ZM232 248V249H233ZM236 248V247H235ZM120 249V248H119ZM128 248H126V249H124V250H126L127 252H129L128 250H127ZM185 249V248H184ZM229 249V248H228ZM241 249V248H240ZM12 250V249H11ZM68 250V249H67ZM124 250H122V251H124ZM181 250H182V248H181ZM180 250V251H181ZM214 250V249H213ZM126 251H125V254H126ZM179 251V252H180ZM207 251V250H206ZM216 250H214V252H215ZM237 251V250H236ZM240 251V250H239ZM95 252V251H94ZM107 252H109V251H107ZM115 252V251H114ZM133 252H134V250H133ZM182 252V251H181ZM83 253V252H82ZM103 253V252H102ZM136 253V252H135ZM134 253V254H135ZM138 253V252H137ZM239 253V252H238ZM98 254H99V252H98ZM98 254H96V255H98ZM105 254V253H104ZM103 254V255H104ZM112 254V253H111ZM129 254V253H128ZM128 254H126V256L128 255ZM134 254H132V255H134ZM141 254H142V252H141ZM149 254V253H148ZM181 254V253H180ZM224 254V253H223ZM229 254V253H228ZM84 255V254H83ZM113 255H114V253H113ZM132 255H130V256H132ZM151 255V254H150ZM149 255V256H150ZM153 255V254H152ZM185 255V254H184ZM182 256V257H187V255H185V256ZM231 255V254H230ZM237 255H239V254H237ZM106 256V255H105ZM107 256H108V254H107ZM117 256V255H116ZM129 256V257H130ZM135 256H136V254H135ZM207 256V255H206ZM12 257V256H11ZM114 258H116L115 256H113ZM136 257H138V258H136V259H134L133 257L131 258V262H132V264H134V263H136L138 260H139V258H140V256H136ZM151 257V256H150ZM149 257V258H150ZM234 257V256H233ZM89 258V257H88ZM113 258V260H114V262H116L115 261V259ZM159 258V257H158ZM207 258V257H206ZM232 258V257H231ZM230 258V259H231ZM108 259V258H107ZM117 259V258H116ZM144 259H145V257H144ZM153 259V258H152ZM186 259H188V258H186ZM222 259V258H221ZM91 260V259H90ZM141 260H143L142 258H141ZM155 260H156V258H155ZM207 260V259H206ZM238 260V259H237ZM151 261V260H150ZM168 260H166L165 261V263L164 264H168V262H167ZM232 261V260H231ZM93 262V261H92ZM97 262V261H96ZM117 262H120V261H117ZM130 262V263H131ZM160 262H162V260L160 261ZM173 262V263H174ZM187 262V261H186ZM189 262V261H188ZM200 262V261H199ZM123 263V262H122ZM151 263H153V260H152V262ZM158 263V262H157ZM163 263V262H162ZM170 263V262H169ZM198 263V262H197ZM233 263V262H232ZM231 263V264H232ZM138 264H139V262H138ZM142 264H149V262L148 261H146L145 262V260H143V263ZM159 264V263H158ZM170 264H172V263H170ZM189 264H191V263H189ZM193 264H194V262H193ZM201 264V263H200ZM234 264V263H233Z\"/></svg>", "mask_w": 264, "mask_h": 264}]
</instances>
